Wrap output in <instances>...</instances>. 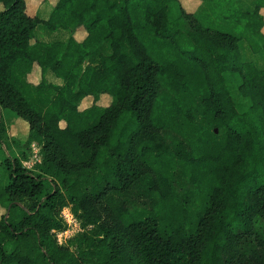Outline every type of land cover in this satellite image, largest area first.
<instances>
[{"label": "trees", "instance_id": "obj_1", "mask_svg": "<svg viewBox=\"0 0 264 264\" xmlns=\"http://www.w3.org/2000/svg\"><path fill=\"white\" fill-rule=\"evenodd\" d=\"M239 1L203 0L190 13L180 0H58L45 19L27 0H0V144L10 108L42 155L35 168L2 158L0 264H261L264 68L240 43L264 52V0ZM40 24L70 35L39 39ZM35 63L63 84L32 83ZM103 93L108 106L96 103ZM156 128L190 148H140ZM178 168L198 192L194 207L177 194ZM134 185L158 199L154 213H106L105 200ZM68 205L83 230L64 246L56 231Z\"/></svg>", "mask_w": 264, "mask_h": 264}, {"label": "rangeland", "instance_id": "obj_2", "mask_svg": "<svg viewBox=\"0 0 264 264\" xmlns=\"http://www.w3.org/2000/svg\"><path fill=\"white\" fill-rule=\"evenodd\" d=\"M47 1V0H46ZM58 1V0H55ZM54 1V2H55ZM184 8L190 13H199L201 8L204 6L203 0H180ZM27 11L29 14L34 15L38 11V7L43 3V0H27ZM252 0H240L239 3L244 5V7L251 4ZM57 3V2H56ZM55 6V5H54ZM53 6V7H54ZM1 8V3H0ZM262 13L264 15V8H262ZM40 15H45L41 11ZM264 33V26L262 27ZM37 37L42 40L52 41L59 39H67L70 35V31L64 29L49 30L43 24L37 26L36 29ZM87 35V30L84 26L77 28L74 31V36L78 39H83ZM240 51L242 52L244 59L254 61L255 64L264 68V52L257 53L255 56H250L249 46L246 41H241ZM98 55L95 52L90 55L86 60V65H90L96 62ZM53 84H63V79L55 75L52 69H49L45 76L41 67L38 64H34V69L29 73L28 78L32 83L38 84L43 78ZM113 97L108 93H103L100 95L99 99L96 101L97 104L101 106H108L111 104ZM94 103V97L92 95L86 96L79 104L80 109H85ZM2 116L4 123L7 127V135L4 136L3 144H0V175L4 183L8 182V172L4 168V163L2 158L19 156L24 159V164L28 167L35 168L37 163L41 161V149L35 143L31 146L28 144L29 137V123L23 119L17 112L11 110L10 108H2ZM61 125L65 126V121H61ZM181 142L186 148H190L187 144L185 138L176 130L172 128H156L154 132L149 134H144L139 140L140 148L149 144L153 147L155 153H161L165 151H175L176 145ZM174 185L180 201L188 206L194 207L198 200V192L193 184V182L185 176L181 168L175 171L174 175ZM158 201V199H156ZM155 200L148 197L141 191L137 186H132L127 190L121 192H115L105 200L106 213L114 214L119 218L124 214H129L133 209H145L151 213H154L157 208V203ZM6 209L0 206V218L5 213ZM63 216L67 221V228L65 230L56 231V235L60 244L67 246L76 234L81 232L83 229L77 217L71 210V207L65 206L63 209ZM108 216V215H107ZM264 222V219H262ZM263 224V223H262ZM9 249L12 245L8 246ZM77 255L83 254L81 251L74 249ZM261 264H264V259Z\"/></svg>", "mask_w": 264, "mask_h": 264}, {"label": "crops", "instance_id": "obj_3", "mask_svg": "<svg viewBox=\"0 0 264 264\" xmlns=\"http://www.w3.org/2000/svg\"><path fill=\"white\" fill-rule=\"evenodd\" d=\"M55 0H47V1H45L43 4H41L39 7H38V9H37V11H38V13H39V15H40V13H41V11H43V13L45 14V15H40L42 18H45V19H47V18H49V16H50V14H51V12H52V9H53V6L56 4V2L57 1H55ZM244 6V5H243ZM242 6V7H243ZM253 5H252V2H251V4H249L248 6H246V7H244V8H246V9H250V7H252ZM249 51H250V56H255V55H257L256 53H254L252 50H251V48H249ZM33 69H34V67H33Z\"/></svg>", "mask_w": 264, "mask_h": 264}]
</instances>
